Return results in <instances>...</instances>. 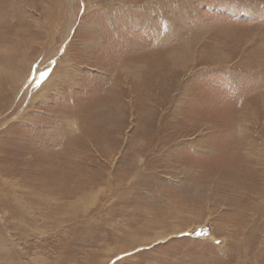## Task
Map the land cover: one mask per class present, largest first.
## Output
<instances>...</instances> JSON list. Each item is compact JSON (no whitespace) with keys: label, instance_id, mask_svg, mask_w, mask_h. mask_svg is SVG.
Segmentation results:
<instances>
[{"label":"rangeland","instance_id":"obj_1","mask_svg":"<svg viewBox=\"0 0 264 264\" xmlns=\"http://www.w3.org/2000/svg\"><path fill=\"white\" fill-rule=\"evenodd\" d=\"M59 1L0 0V64H13L23 73L36 57L29 75L17 84L7 76L0 80L4 88L0 113L14 118L30 110L27 119L5 123L8 130L1 140L0 156L5 150L17 169L0 171V211L5 213L0 217V236H6V247L13 239L20 247L5 260L0 241V264H54L56 259L57 264H227L229 255L235 260L239 244L229 238V252L220 251L224 234L218 225L248 219L261 223L264 231V164L261 159L253 163L262 173L259 181L249 178L255 176L252 173L233 178L244 170L253 171L248 170L251 162L244 164V151L226 154L225 150L231 139L244 144L253 138L259 148L264 141V38L247 42L255 38L253 32L264 29V0H158L142 13L147 23L140 25V4L132 0L130 14L119 15L133 17L124 30L113 28L108 18L112 0H95L98 5L90 11L89 0H78L69 48L60 51L59 30L52 33L53 47H60L57 59L61 62L69 56L75 70H69L72 75L56 94L32 106L46 75L41 71L42 48L49 49L52 16ZM179 44L183 54L177 60L170 52ZM244 47H248L249 61H255L250 76L259 78V82L248 80L256 88L259 83L255 92L251 93L254 88L244 92L249 97L240 93L247 75L239 65ZM26 84L31 85L27 93L22 90ZM115 86H121L119 94L111 98ZM243 103L251 105L246 117ZM69 119L76 120L77 127L72 128ZM254 180L258 182L253 189ZM232 182L237 187L227 186ZM11 183L22 189L20 198L30 206L25 215L30 226L16 225L17 230L9 217L14 204L11 196H16ZM82 190L93 200L85 213L74 207ZM61 196L68 198L67 206L61 207L67 216L58 223V230L52 220L42 217L37 225L55 232L43 240L33 232L37 222L33 215L39 207L45 213L47 205L55 214L53 199ZM214 231L219 243L208 241ZM157 233L169 235L149 245L132 240L142 236L146 243ZM36 248L43 253L44 263L37 258Z\"/></svg>","mask_w":264,"mask_h":264},{"label":"bare ground","instance_id":"obj_2","mask_svg":"<svg viewBox=\"0 0 264 264\" xmlns=\"http://www.w3.org/2000/svg\"><path fill=\"white\" fill-rule=\"evenodd\" d=\"M11 1V0H10ZM13 1V0H12ZM18 1V0H17ZM29 1V0H28ZM62 1V2H61ZM61 1H59V3L61 2V4L60 5H58V3L55 5L57 8H58V10H57V13L55 14L54 13V15L52 16L53 17V23H51V26H52V28H51V33L50 34H52L53 32H55V31H57V30H59L56 34H58L59 35V37H62V41L59 43V45L58 46H60L61 47V49H59V48H56V47H53V44H54V34H52L51 36H52V38H50V37H48V40H50L49 42H50V46H49V49L48 48H42V49H45L44 51H42L43 52V56H44V59H43V63H42V68H41V71L43 70V72H46V75H45V73H44V77L45 78H43V82L41 81V85H40V89L39 90H37V91H39V93L37 94V96H36V94H32L35 98L34 99H32V102H31V104L30 105H32V106H34V104L36 103V102H40V101H43V100H45V99H47V98H49V97H51L53 94H56L57 92H58V90H59V88H60V86H61V84L68 78H70V76H69V74L71 73V75H72V72H70L69 74H68V72H69V70L70 69H73V70H75L74 68H71L72 66H73V63H72V59H70V57L69 56H66L64 59H63V61L61 60V62H59V59H57V57L58 56H56L57 55V53H56V51L59 49L60 51L62 50V48H69V46L71 45H69V41L72 39L71 38V35L74 33V30H75V14H76V10H78L77 8H78V0H61ZM84 1V0H83ZM135 3H137V4H140L139 6H137V7H139L140 8V10H141V14L138 16V17H140L139 19H138V21L140 22L139 23V25L141 24V23H147V21H146V19H145V17L146 16H144L142 13L143 12H145L146 11V9H148L151 5H156V2H158V0H149V1H147V0H133ZM205 1V0H204ZM20 2V1H19ZM97 3V1H95V0H89V2L88 3H86L87 5V9H88V11H90V10H92L93 8H96V5H98V4H96ZM112 3H113V6L111 7V11H110V14H109V19H112L113 21H111V23H112V27L113 28H121L122 30H124L125 28H127L128 26H129V24H131L130 22L133 20L132 18L133 17H131V19H130V17L129 16H119L120 14H123V13H125V12H127V13H129L130 14V10H131V8H132V0H112ZM29 4V3H28ZM82 4V3H81ZM166 4V3H165ZM168 4V3H167ZM17 5V4H16ZM30 5H33V4H30ZM7 6V5H6ZM34 6V5H33ZM167 6V5H166ZM169 6V5H168ZM167 6V7H168ZM98 7V6H97ZM136 7V8H137ZM172 7V6H171ZM176 7V6H175ZM14 8V7H13ZM173 8V7H172ZM53 9H55V8H53ZM85 9H86V7H85ZM84 9V10H85ZM116 9V10H115ZM171 9V8H170ZM174 10V9H173ZM132 11V10H131ZM177 11V10H176ZM193 11V10H192ZM56 12V11H55ZM85 12V11H84ZM14 13V12H13ZM49 13V12H48ZM52 13V12H51ZM51 13H50V15H51ZM0 14H1V11H0ZM83 14V13H82ZM107 14V13H106ZM148 14H149V12H148ZM179 14V13H178ZM72 16V18H71V16ZM147 15V14H146ZM176 15V14H175ZM182 15V14H181ZM150 17H151V15H150ZM176 17V16H175ZM153 18V17H152ZM131 20V21H130ZM52 21V20H51ZM50 21V22H51ZM118 21H120L121 23L120 24H118L117 25V22ZM149 21V20H148ZM132 22H134V21H132ZM153 23V22H152ZM180 23V22H179ZM50 24V23H49ZM136 24V23H135ZM152 25H154V24H152ZM181 25V24H180ZM185 25V24H184ZM133 26V25H132ZM138 26V25H137ZM263 26V25H262ZM96 29H99V27H98V25H96ZM178 27H179V25H178ZM185 27V26H184ZM150 28V27H149ZM42 29H44V28H42ZM67 29H69L68 30V32H67ZM181 29V28H180ZM187 29V28H186ZM142 30V29H141ZM192 30V29H191ZM46 31V30H45ZM143 31V30H142ZM105 32H106V30H105ZM144 32V31H143ZM171 32V31H170ZM189 32V31H188ZM192 32V31H191ZM41 33V32H40ZM45 34H47V33H45ZM107 34H108V32H107ZM146 34V33H145ZM175 34V33H174ZM173 34V35H174ZM177 34V33H176ZM49 35V34H48ZM147 35V34H146ZM167 35V34H166ZM101 36V35H100ZM99 36V37H100ZM152 36V35H151ZM150 36V37H151ZM158 36V35H157ZM168 36V35H167ZM177 36V35H176ZM180 36V35H179ZM178 36V37H179ZM2 37V36H1ZM43 37V36H42ZM41 37V38H42ZM94 37V36H93ZM170 37V36H169ZM253 37H255V38H251V39H248L247 40V42H250V44H251V42H253L254 40H259V42H260V40H261V38H262V40H263V38H264V29L263 28H261V29H259V31H256V33L255 32H253ZM18 38V37H17ZM46 38V37H45ZM164 38H165V36H164ZM37 39V38H36ZM105 38H103V40H104ZM182 39V38H181ZM243 39V38H242ZM245 39V41H246V38H244ZM26 40V39H25ZM94 41V40H93ZM196 41V40H195ZM23 42V41H22ZM21 42V43H22ZM29 42V41H28ZM39 42V41H38ZM71 42H72V40H71ZM70 42V43H71ZM79 42H81V41H79ZM85 42H87V41H85ZM103 42V41H102ZM198 42V41H197ZM246 42V43H247ZM20 43V42H19ZM20 43V44H21ZM95 43H97V45L99 44V38L97 37L96 38V40H95ZM160 43V42H159ZM32 44H33V42H32ZM183 44V43H182ZM29 45H31V44H28V46ZM69 45V46H68ZM84 45V44H83ZM86 45V44H85ZM17 46H18V44H17ZM92 46V45H91ZM99 46V45H98ZM101 46V45H100ZM107 46V45H106ZM180 46H181V44H179V46L177 47V48H175L174 50H173V52H170V56L172 57V58H174V59H179V58H181L180 57V55L179 54H183V52H181L182 50H183V48H180ZM263 46V45H262ZM94 47V46H93ZM109 47V46H108ZM21 48V47H20ZM30 48V47H29ZM32 48H34L33 46H32ZM95 48V47H94ZM35 49V48H34ZM91 49V48H90ZM105 49V48H104ZM109 49V48H108ZM18 50H19V48H18ZM21 50V49H20ZM58 50V51H59ZM192 50V49H191ZM247 50H248V47H244V49L242 48L241 50H240V52H241V56H240V63H239V65H240V68H241V71L243 72V73H245V74H247V75H245V78H246V80L244 79H242V81H241V83L242 84H240V87H241V91H240V93L241 94H243L248 88L249 89H252V88H254L255 90L254 91H252L251 90V93H253V92H255L257 89H258V87H259V83L257 84V88L250 82V81H248L250 78H255V79H257L258 80V82H259V78H256L255 77V74L254 75H252V76H250V71L252 70V68H255L256 66L255 65H253L252 63L253 62H255V61H253V58H252V61L253 62H251V61H249L250 60V58H251V56H250V54H247ZM113 51H114V49H113ZM148 51V50H147ZM3 52V51H2ZM22 52H24V51H22ZM150 52H151V50H150ZM157 52V51H156ZM26 53H28L27 51H26ZM59 53V52H58ZM61 53V52H60ZM21 54V53H20ZM101 54H103V53H101ZM161 54H162V52H161ZM190 54V53H189ZM40 55V52H39V54H38V56ZM69 55V54H68ZM165 55V54H164ZM163 54H162V56H164ZM11 56V55H10ZM156 56V55H155ZM12 57V56H11ZM26 57V56H25ZM24 57V58H25ZM15 58V57H14ZM17 58V57H16ZM15 58V59H16ZM38 58V57H37ZM100 58V57H99ZM109 58H111V57H109ZM229 58V57H228ZM6 60H7V58H5ZM18 59H20V58H18ZM134 59V58H133ZM161 59V58H160ZM258 59V58H257ZM6 60H3V61H6ZM34 60H36V57L34 58ZM34 60L32 61V63L31 64H28L26 67H24V68H26V70L24 71V68H23V70H22V72L23 73H21V71H19L17 68H15L14 67V65L13 64H9L8 66H3V64H0V80H1V78H2V76H7V77H9V78H11V80H12V83L13 82H15L16 84L18 83V80H22V78H24V75H26L27 76V74L30 72V69H31V65L33 64V62H34ZM122 60V59H121ZM132 60V59H131ZM171 60V59H170ZM226 60V59H225ZM260 60V59H259ZM10 61V60H9ZM22 61V63H23V60H21ZM136 61H137V59H136ZM155 61H156V59H155ZM164 61V60H163ZM165 61H167L166 59H165ZM230 61V60H229ZM1 62V61H0ZM142 62V61H141ZM160 62V61H159ZM173 61L171 60V63H172ZM177 62V61H176ZM227 62V61H226ZM8 63V62H7ZM12 63V62H11ZM21 63V64H22ZM162 63V62H161ZM224 63V62H223ZM15 64V63H14ZM20 63H19V65H21ZM24 64V63H23ZM35 64V63H34ZM164 64V63H163ZM170 64V63H169ZM176 64H178V62L176 63ZM187 64V63H186ZM192 64V63H191ZM36 65V64H35ZM34 65V66H35ZM132 65V64H131ZM140 65V64H139ZM166 65H167V63H166ZM165 65V66H166ZM179 65H180V62H179ZM182 65V64H181ZM185 65V64H184ZM226 65V64H225ZM23 66V65H22ZM141 66V65H140ZM157 66V65H156ZM161 67H162V64L160 65ZM164 66V65H163ZM171 66V65H170ZM169 66V67H170ZM176 66V65H175ZM53 67V68H52ZM133 67V66H132ZM160 67V68H161ZM167 67V66H166ZM178 67V66H177ZM4 68H8L7 69V71H5L4 70ZM89 68V67H88ZM138 68H139V66H138ZM171 68V67H170ZM172 68H173V66H172ZM172 68H171V70H172ZM187 68V67H186ZM185 68V69H186ZM192 68V67H191ZM80 69V68H79ZM190 69V68H189ZM36 70H39L38 68L36 69ZM123 70V69H122ZM178 70H179V68H178ZM238 70V69H237ZM168 71H170V70H168ZM180 71V70H179ZM182 71V70H181ZM238 71H240V70H238ZM240 71V72H241ZM77 72V71H76ZM118 72V71H117ZM128 72V71H127ZM134 72H135V70H134ZM171 72V71H170ZM253 72V71H252ZM7 74V75H5V74ZM20 73H21V77H20ZM42 73V72H41ZM136 73V72H135ZM143 73V72H142ZM158 73V72H157ZM161 73V72H160ZM175 73V72H174ZM173 73V74H174ZM22 74H23V76H22ZM103 74H104V72H103ZM130 74V73H129ZM168 74V73H167ZM172 74V73H171ZM170 74V75H171ZM29 75V74H28ZM75 75V74H74ZM19 77V79H18V77ZM34 76H35V74H34ZM34 76H33V78H34ZM112 76V75H111ZM144 76V75H143ZM151 77H152V75H150ZM163 76V75H162ZM254 76V77H253ZM30 77V76H29ZM37 77V76H36ZM134 77V76H133ZM145 77V76H144ZM154 77V76H153ZM160 76H158V78H159ZM164 77V76H163ZM171 77V76H170ZM175 77H176V75H175ZM32 78V77H31ZM38 78V77H37ZM73 78V77H72ZM137 78V77H136ZM244 78V77H243ZM8 79V78H7ZM113 80H115L114 78H112ZM9 80V79H8ZM26 80V79H25ZM25 80H23L24 82H25ZM30 80V79H29ZM128 80H129V78H128ZM137 80H139V79H137ZM136 80V81H137ZM144 80H146V79H144ZM143 80V81H144ZM158 80V79H157ZM238 80V79H237ZM123 81V80H122ZM121 81V82H122ZM147 81V80H146ZM176 81V80H175ZM181 81V80H180ZM245 81H247V82H249V83H246ZM10 82V81H9ZM113 82V81H112ZM127 82V78H126V80H125V83ZM149 82V81H148ZM162 82V81H161ZM26 83V82H25ZM33 83V82H32ZM117 83H119V82H116V84ZM127 83H129V82H127ZM136 83V82H135ZM142 83V82H141ZM145 83V82H144ZM151 83H152V81H151ZM239 83H240V81H239ZM28 84V83H27ZM27 84L25 85V87L22 89V90H24L25 92L27 91V92H29L28 90H29V88L31 87V85L30 86H28L27 87ZM159 84V83H158ZM2 81H0V98L2 97V99H4V97H3V95H1V93H3L2 91H1V89H2ZM9 85V84H8ZM138 85V84H137ZM245 85V87L244 88H242L243 86ZM6 86V85H5ZM4 86V87H5ZM19 86V85H18ZM17 86V87H18ZM110 85H108V87H109ZM114 86V85H113ZM118 86V85H117ZM127 86V85H126ZM142 86V85H141ZM147 86V85H146ZM153 86V85H152ZM155 86V85H154ZM153 86V87H154ZM159 86V85H158ZM161 86V85H160ZM165 86V85H164ZM191 86V85H190ZM9 87H11L12 89H15L14 88V85L13 86H11V85H9ZM22 87V86H21ZM121 87V86H120ZM120 87H116L115 86V88H111L110 90L112 91V92H110L111 94H113V96H110L111 98L112 97H117V96H115L116 94H119L117 91L118 90H120ZM129 87V86H128ZM123 88V87H122ZM121 88V89H122ZM141 88V87H140ZM142 88L144 89L145 87H143L142 86ZM152 88V87H151ZM158 88V87H157ZM160 88V87H159ZM164 88V87H163ZM193 88V87H192ZM239 88V87H238ZM4 89V88H3ZM2 89V90H3ZM18 89V88H17ZM130 89V88H129ZM131 90H132V88H131ZM130 90V91H131ZM145 90H147V89H145ZM144 90V91H145ZM150 90V89H149ZM133 91V90H132ZM159 91V90H158ZM18 92V91H17ZM26 92V93H27ZM120 92V91H119ZM260 92H262V90L260 89ZM11 93V92H10ZM20 93V92H19ZM127 93V92H126ZM135 93V92H134ZM165 93V92H164ZM124 94V93H123ZM122 94V95H123ZM138 94V93H137ZM136 94V95H137ZM144 94V93H143ZM246 94H248V97H249V93H244V96L246 95ZM15 95V94H14ZM121 95V94H120ZM135 95V94H134ZM7 96H10L9 94H7ZM16 96V95H15ZM145 96V95H144ZM243 96V97H244ZM250 96H252V95H250ZM6 97V96H5ZM18 97V96H17ZM28 97V96H27ZM27 97L25 98V99H27ZM134 97V96H133ZM29 99H31V98H33V97H28ZM245 98H247V96L245 97ZM18 99V98H17ZM133 99V98H132ZM138 99V98H137ZM243 99V98H242ZM247 100V99H246ZM2 101V100H1ZM251 102V101H250ZM12 103H13V101L10 103V107L12 106ZM15 103V102H14ZM2 104L5 106V103H3V101H2ZM8 104V103H7ZM159 104V103H158ZM242 104V103H241ZM1 105V104H0ZM19 105V104H18ZM141 105V104H140ZM160 105V104H159ZM243 105H244V103H243ZM250 104H248L247 103V105H244V108H243V112H242V114L246 117L247 116V114H248V110L247 109H249V107L251 106H249ZM14 106V105H13ZM125 106V105H124ZM123 106V107H124ZM9 107V108H10ZM127 107V106H126ZM178 107V106H177ZM180 107V106H179ZM8 108V110H10ZM22 108V107H21ZM257 108V107H256ZM0 109H1V111H2V107L0 106ZM19 109V108H18ZM127 109V108H126ZM250 110V109H249ZM252 110V109H251ZM255 110V109H254ZM258 110V109H257ZM29 111L30 110H28V109H25V111H24V113L21 115V116H17V117H12L11 118V116L9 117V114L7 115L6 114V116H4L3 115V113L1 114L0 113V135L2 134V136H1V138H0V146L2 145V146H4V143H1V140L3 139V137H5V132H7V128L5 127V123L8 121V123L7 124H9L10 122H12V121H14V120H17V119H24V118H26L27 116H28V114H29ZM128 112V111H127ZM258 112V111H257ZM15 113V112H14ZM21 113V112H20ZM124 113V112H123ZM254 113H255V111H254ZM14 115V114H13ZM125 116V115H124ZM244 117V118H245ZM259 118V117H258ZM27 119V118H26ZM256 119V118H255ZM245 120V119H244ZM246 121V120H245ZM256 121V120H255ZM258 121V120H257ZM69 124L72 126V128H75V127H77V125L78 124H76L77 122H76V120H70L69 119ZM241 122V121H240ZM251 122V121H250ZM253 122V121H252ZM11 124V123H10ZM13 124V123H12ZM17 124V123H16ZM15 125V124H14ZM245 125V127H246V131H247V133H248V131H249V127H248V125L247 124H244ZM255 125V124H254ZM257 125V124H256ZM254 128H255V126H254ZM259 128V127H258ZM71 129V128H70ZM144 129V128H143ZM75 130H77V129H74V131ZM251 130V129H250ZM244 131H245V128H244ZM254 131V130H253ZM246 133V132H245ZM245 133H244V135H245ZM252 133V132H251ZM258 135V134H257ZM254 136V135H253ZM245 137V136H244ZM262 140V139H261ZM260 140V141H261ZM225 141V140H224ZM245 142H244V144L243 143H238V142H236V141H234V140H230V143H228L227 144V146L229 147V149L227 148V149H225L226 150V154H230V152H237L238 150H241V153H243V151H244V153H245V158H244V164H246V162H251L250 164V166L248 167V170H253V171H250V173H249V171H243L242 173H240L239 175H234L233 176V178L235 177V178H237V179H239L243 174H245V175H247V174H254L255 176H249V178L251 179V178H257V176H260L261 174L259 173V170L258 169H260V167L259 166H256L255 164L253 165V163H254V161H256V160H258V159H261V161L263 162L262 164H264V141H263V143L262 144H260V148H259V146H256V145H258V144H256L257 142L253 139V138H251V139H249V140H244ZM233 142H234V144H233ZM259 143V142H258ZM237 147V148H236ZM244 148H245V150H244ZM238 149V150H237ZM83 154V153H82ZM251 155V156H250ZM115 157V156H114ZM113 157V158H114ZM0 161H1V163H0V171H3V170H5V169H7V171H10V172H12V170H16L17 168H16V166H15V164H16V162L15 161H13L12 160V158L10 157V156H8V155H6V153H5V150L3 151V153L1 154V156H0ZM259 161V160H258ZM8 164L6 167L4 166V164ZM9 163H10V165H9ZM262 164H261V166H262ZM242 166V165H241ZM240 166V167H241ZM17 167H18V164H17ZM245 167V166H244ZM250 168V169H249ZM9 169V170H8ZM263 169V168H262ZM74 170H75V168H74ZM241 171H242V169H241ZM84 173V172H83ZM242 174V175H241ZM10 175V174H9ZM84 175V174H83ZM227 175V174H226ZM241 175V176H240ZM264 175V174H263ZM230 177V176H229ZM228 177V178H229ZM248 177V176H247ZM122 179V178H121ZM232 179V178H231ZM236 179V180H237ZM257 180L259 181V179L257 178ZM4 181V180H3ZM13 181V180H12ZM125 181V180H124ZM258 181H256V180H254L253 181V186H251L253 189H254V186H255V184L258 182ZM5 182V181H4ZM94 182V181H93ZM115 183V182H114ZM119 183H120V181H119ZM0 184H1V182H0ZM121 184V183H120ZM252 184V183H251ZM118 185V184H117ZM228 185H233V186H235V184L232 182L231 184L230 183H228L227 184V186ZM240 185V184H239ZM9 186V185H8ZM10 186L11 187H13L14 188V193L16 194V196L14 195V196H11L12 197V202H14V204H13V208H11V210H13L12 212H9L10 214H11V216H9L10 218H13V220L14 221H12L13 223L15 222V227H16V230H17V226L20 228V227H22V228H24V226H26L27 224H26V217H25V215H27L28 213H29V211H30V209H29V207L30 206H27L28 205V203L27 202H24L23 201V198H20V195H21V191H22V189L20 188V187H17V185H13L12 183L10 184ZM99 186V185H98ZM4 187V186H3ZM118 187V186H117ZM124 187V186H123ZM235 187H237V185L235 186ZM242 187L244 188V189H246V187H245V185H243L242 184ZM243 188H240V189H243ZM237 189V188H236ZM239 189V188H238ZM16 190H17V192H16ZM32 190L34 191V189H30L29 188V191L30 192H32ZM117 190V189H116ZM115 190V191H116ZM259 190V189H258ZM111 191V190H110ZM4 192V191H3ZM104 192V191H103ZM34 193V192H33ZM45 193V192H44ZM43 193V194H44ZM81 193V194H80ZM119 193V192H118ZM6 194V193H5ZM8 194V193H7ZM29 194H31V193H29ZM39 194V193H38ZM67 194H68V191H67ZM35 195H36V193H35ZM6 196V195H5ZM94 196V195H93ZM103 196V195H102ZM41 197V196H40ZM32 198V197H31ZM42 198V197H41ZM44 198V197H43ZM92 198V196H91V194H89V193H87L86 191H84V190H82V191H80L79 192V195H78V197H77V200H76V202H75V204H74V207L76 208V209H78V211H79V213L80 212H86L87 211V209L92 205L91 203H93V200L91 199ZM102 198V197H101ZM109 198V197H108ZM35 199H36V197H35ZM34 199V200H35ZM44 199H47V201L49 200L50 201V197H46V198H44ZM68 199V198H67ZM66 198H65V196H61V197H58L57 199H56V201L53 199V201L54 202H56L55 203V208L54 209H56L57 211L55 212V214H53V212H52V210H53V207L52 206H49V205H47V207H46V211H45V213L44 212H41L40 211V207L38 208V214H36V215H33L34 217L32 218L31 216V218L32 219H36V223H34V224H36L35 225V228L33 229V232H36L37 234H38V237H40V238H42V237H46V236H48V235H51L52 233H55L54 232V229H53V231H52V233H51V231H48L47 229H46V227L44 226V227H39L38 225H40V224H38V222H40L39 220L41 219L42 220V217L44 218V219H46L47 221L50 219V220H52L53 221V225H57V226H54L55 228L57 227V230H58V223L60 222V221H62V218H65L67 215H66V211H65V208L64 209H61V207L62 206H67L66 205V203H67V200ZM25 200V199H24ZM41 200V199H40ZM107 200V199H106ZM46 201V200H45ZM52 201V202H53ZM70 201V200H69ZM110 202V201H109ZM114 202V201H113ZM258 202V201H257ZM262 202V201H261ZM70 203V202H69ZM42 204V203H41ZM97 205V204H96ZM35 207V206H34ZM43 207V206H42ZM59 208V209H58ZM7 209H10L9 207H7ZM43 209H45V206L43 207ZM255 209V208H254ZM259 209V208H258ZM36 210V209H35ZM8 211V210H7ZM21 212V214H19V213H17V212ZM60 212H62V213H60ZM75 213H76V211H74ZM7 213V212H6ZM236 213V212H235ZM243 213V212H242ZM246 213V212H245ZM229 214V213H228ZM237 214V213H236ZM4 215H5V213H2V211H0V217L3 219V217H4ZM224 215V214H223ZM252 215H254V214H252ZM28 216V215H27ZM239 216V215H238ZM245 216V215H244ZM6 217H8V216H6ZM92 217V216H91ZM242 218H243V216H241ZM93 218V217H92ZM30 219V218H29ZM31 219V220H32ZM250 219V218H249ZM246 220H248V219H246ZM245 219L243 220H234L232 223H229V222H222V223H220L218 226H220V231L224 234V235H222V237H221V241H220V245H219V250L220 251H222V252H225V253H228L229 252V250H230V246L228 245V240L227 239H229V238H232V239H236L237 240V242H238V244H239V247H240V249H239V251H238V253H237V256H236V258H235V260H233V259H231V255H229V257L230 258H228V262H227V264H264V231L262 232V230H261V228H260V225H261V223H260V225L259 224H257V222H253V221H251V222H249L250 220H248V221H246ZM27 221H28V219H27ZM35 221V220H34ZM43 221V220H42ZM45 222V221H44ZM38 224V225H37ZM215 224V223H214ZM17 225V226H16ZM211 225H213V223H211ZM27 226H30L29 224L27 225ZM52 226V225H51ZM29 228V227H28ZM32 229V228H31ZM12 230H14V229H12ZM15 231V230H14ZM21 231V230H20ZM179 231H181V230H179ZM49 232V233H48ZM57 232V231H56ZM126 232V231H125ZM129 232V231H128ZM178 231H175L174 232V234H176ZM8 233V232H7ZM18 233V232H17ZM21 233V232H20ZM30 233V232H29ZM60 232L58 231V234H59ZM16 234V233H15ZM30 234H32V232L30 233ZM57 234V233H56ZM137 234V233H136ZM146 234V233H145ZM9 234H7V236H8ZM26 236H27V234H25ZM34 235H35V233H34ZM155 235V238L153 237V239L151 240V239H147L149 242H146V243H144V241H145V239H142L141 237L142 236H133L132 238V240H138L137 242H141L143 245H149V244H151V242L153 241V242H156V241H158V240H164L166 237H167V235H169V234H167V235H160L159 233H157V234H154ZM11 236H12V234H11ZM20 236V235H19ZM36 236V235H35ZM57 236V235H56ZM6 238V236L5 235H3V237H1L0 236V241H1V243L3 242V246H2V256L5 258V260H7L8 259V257H9V255H10V252H12V249H13V251H15V250H17V248H18V243H16V240L14 241V239H13V241H11V243L9 244L8 243V246L6 247V245H7V240H4ZM24 238V237H23ZM22 238V239H23ZM26 238V237H25ZM27 240H28V238H26ZM43 239V238H42ZM219 238L216 236V232L214 231V234H212V236L210 237V238H208V241L209 242H216L217 240H218ZM24 240V239H23ZM44 240V239H43ZM146 240V241H147ZM151 240V241H150ZM18 242V241H17ZM21 242V241H20ZM22 242H24V241H22ZM27 242H29V241H27ZM132 242H134V241H132ZM40 243V242H39ZM130 243V242H129ZM31 244V243H30ZM43 244V243H42ZM12 247V248H11ZM20 247V246H19ZM34 247V246H33ZM128 247V246H127ZM130 247H131V245H130ZM146 247V246H145ZM132 248V247H131ZM20 249H22V248H20ZM32 249V248H31ZM54 249V248H53ZM121 249V248H120ZM123 249V248H122ZM35 250H37L38 252L36 253L37 254V256H39V257H37L39 260H42V262L44 263L45 262V260L43 259L44 257L42 256V254L43 253H40V251L38 250V248H36ZM132 251H133V249H131ZM43 251V250H42ZM46 252V251H45ZM23 253V252H22ZM30 253V252H29ZM40 253V254H39ZM47 253H49V252H47ZM122 253H124V252H121V254ZM126 253V252H125ZM15 254V253H14ZM13 254V255H14ZM25 254V253H24ZM27 254V253H26ZM46 254V253H45ZM99 254V253H98ZM120 254V253H119ZM120 254V255H121ZM12 255V256H13ZM22 257H24V256H22ZM33 257V256H32ZM20 258V257H19ZM134 258V257H133ZM35 259V258H34ZM32 260V258L30 259V261ZM151 260V259H150ZM58 259H56V262L54 263V264H57L58 262ZM104 261V260H103ZM106 261V260H105ZM10 262H12V261H10ZM9 262V263H10ZM39 262V261H38ZM48 262V261H47ZM30 263V262H29ZM34 263V262H33ZM104 263V262H103ZM102 263V264H103ZM106 264L108 263L107 261L105 262ZM151 263V261L148 263V264H150ZM53 264V263H52ZM116 264V263H115Z\"/></svg>","mask_w":264,"mask_h":264},{"label":"snow or ice","instance_id":"obj_3","mask_svg":"<svg viewBox=\"0 0 264 264\" xmlns=\"http://www.w3.org/2000/svg\"><path fill=\"white\" fill-rule=\"evenodd\" d=\"M217 243H219V242L217 241Z\"/></svg>","mask_w":264,"mask_h":264}]
</instances>
